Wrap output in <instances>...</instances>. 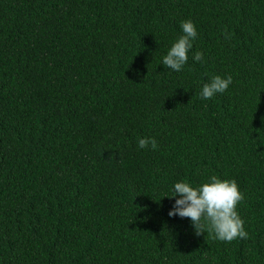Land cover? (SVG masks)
I'll use <instances>...</instances> for the list:
<instances>
[{
    "label": "trees",
    "instance_id": "trees-1",
    "mask_svg": "<svg viewBox=\"0 0 264 264\" xmlns=\"http://www.w3.org/2000/svg\"><path fill=\"white\" fill-rule=\"evenodd\" d=\"M212 176L247 239L169 216ZM0 264H264V0H0Z\"/></svg>",
    "mask_w": 264,
    "mask_h": 264
},
{
    "label": "clouds",
    "instance_id": "clouds-1",
    "mask_svg": "<svg viewBox=\"0 0 264 264\" xmlns=\"http://www.w3.org/2000/svg\"><path fill=\"white\" fill-rule=\"evenodd\" d=\"M181 29L183 35L172 44L162 59L164 67L176 72H180L187 64L189 50L193 47L192 42L198 35L197 28L191 20L182 21ZM224 37L231 39L226 29ZM193 59L197 62L202 61L203 53L197 51ZM231 83V76L227 78L213 76L210 82L203 84L199 96L204 100H210L217 93H224ZM137 144L141 149H146L149 145L153 150L159 147L155 138H139ZM172 197L179 198L175 200L169 216L190 218L197 236L207 232L213 239L228 243L249 237L244 227L245 222L237 211L238 205L244 200V195L234 179L222 180L212 176L209 182L197 187L187 182H177L169 198Z\"/></svg>",
    "mask_w": 264,
    "mask_h": 264
}]
</instances>
